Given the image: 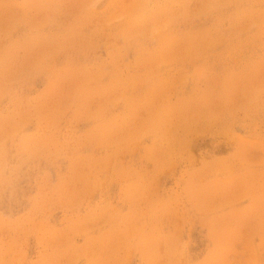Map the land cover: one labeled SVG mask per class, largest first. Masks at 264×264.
Segmentation results:
<instances>
[{"label":"rangeland","instance_id":"obj_1","mask_svg":"<svg viewBox=\"0 0 264 264\" xmlns=\"http://www.w3.org/2000/svg\"><path fill=\"white\" fill-rule=\"evenodd\" d=\"M0 264H264V0H0Z\"/></svg>","mask_w":264,"mask_h":264}]
</instances>
